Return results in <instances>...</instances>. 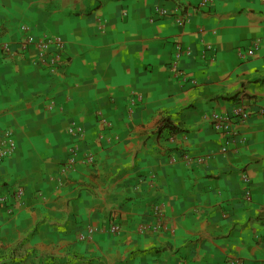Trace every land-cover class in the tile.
<instances>
[{"label": "crops", "instance_id": "crops-1", "mask_svg": "<svg viewBox=\"0 0 264 264\" xmlns=\"http://www.w3.org/2000/svg\"><path fill=\"white\" fill-rule=\"evenodd\" d=\"M175 3L189 8L184 27L152 20ZM22 26L60 40L68 65L50 76L31 52L0 51V130L15 144L0 195L24 191L11 216L0 209V264H264L260 0H0V49L18 48ZM238 95L255 115L226 146L212 119ZM164 119L182 132L158 134ZM71 153L92 166L66 170ZM155 208L164 231L140 234Z\"/></svg>", "mask_w": 264, "mask_h": 264}, {"label": "built area", "instance_id": "built-area-1", "mask_svg": "<svg viewBox=\"0 0 264 264\" xmlns=\"http://www.w3.org/2000/svg\"><path fill=\"white\" fill-rule=\"evenodd\" d=\"M262 6H264V0H260ZM170 18L173 23L178 27H184L189 20V8L187 9L180 3H175L173 9H167L166 7L154 6L152 20H162ZM23 39L18 44L17 49H12L7 44L1 46V55L3 60L16 61L21 60L24 55L32 53V63L40 68L43 72H46L50 76H56L61 74L62 70L68 65V57L64 49L63 43L54 38H47L46 36L41 38H35L31 34V30L28 26H22ZM211 49L205 48L202 56H205V60L209 59L207 53ZM206 54V55H205ZM255 54V50L249 49L246 52L247 57H251ZM184 55V52L178 48L174 61L170 64L172 66H179L180 59ZM180 80L184 81L185 77L183 72L179 70ZM238 104L234 107L231 115L220 116L214 115L212 119L213 128L220 132L226 138V146L235 143V138L238 137V128L242 126L247 120L251 118L252 114L247 110V99L242 95H238ZM257 117H264V109L257 113ZM15 144L12 138V134L9 131L0 130V164L10 159L14 153ZM75 153H71L68 160L65 163L66 170L76 164L84 166H92V158L85 156L81 160H77ZM66 170L62 172V175L66 174ZM244 182V199L246 202L251 203L250 182L247 176H242ZM24 203V191L21 188H11L6 195H0V209H6L7 214L11 216L14 213V209L18 206H22ZM166 226V217L161 209L155 208L153 221L141 224L137 227V231L140 234L150 235L158 234L164 231ZM108 234L111 236H117L121 232L119 224L115 221L108 223L106 228ZM227 264H242L240 260L230 259Z\"/></svg>", "mask_w": 264, "mask_h": 264}, {"label": "trees", "instance_id": "trees-1", "mask_svg": "<svg viewBox=\"0 0 264 264\" xmlns=\"http://www.w3.org/2000/svg\"><path fill=\"white\" fill-rule=\"evenodd\" d=\"M162 132H168L170 135H177L182 131L173 127L168 119H164L158 125V134H161Z\"/></svg>", "mask_w": 264, "mask_h": 264}]
</instances>
